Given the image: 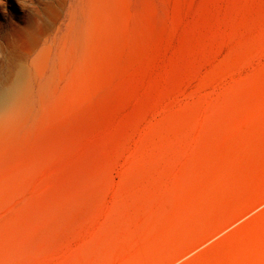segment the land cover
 Listing matches in <instances>:
<instances>
[{
    "label": "rangeland",
    "instance_id": "obj_1",
    "mask_svg": "<svg viewBox=\"0 0 264 264\" xmlns=\"http://www.w3.org/2000/svg\"><path fill=\"white\" fill-rule=\"evenodd\" d=\"M0 264H264V0H0Z\"/></svg>",
    "mask_w": 264,
    "mask_h": 264
},
{
    "label": "bare ground",
    "instance_id": "obj_2",
    "mask_svg": "<svg viewBox=\"0 0 264 264\" xmlns=\"http://www.w3.org/2000/svg\"><path fill=\"white\" fill-rule=\"evenodd\" d=\"M14 88L10 84L0 83V104L13 98Z\"/></svg>",
    "mask_w": 264,
    "mask_h": 264
}]
</instances>
